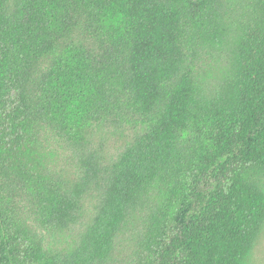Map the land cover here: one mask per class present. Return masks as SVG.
Instances as JSON below:
<instances>
[{"label":"trees","instance_id":"1","mask_svg":"<svg viewBox=\"0 0 264 264\" xmlns=\"http://www.w3.org/2000/svg\"><path fill=\"white\" fill-rule=\"evenodd\" d=\"M262 171L264 0H0V264H246Z\"/></svg>","mask_w":264,"mask_h":264},{"label":"rangeland","instance_id":"2","mask_svg":"<svg viewBox=\"0 0 264 264\" xmlns=\"http://www.w3.org/2000/svg\"><path fill=\"white\" fill-rule=\"evenodd\" d=\"M220 73H221V69H219L218 67H212V69L207 70L206 74L203 75H205L210 79H214V78H218L220 76ZM117 143H119V141L117 140L116 141L108 140V142L106 143V147L109 149V151H113ZM58 151H60V149H58ZM59 153L60 154H57V156L59 157L57 161L58 166L65 162L64 156H62L61 152ZM62 153L67 157L66 149H63ZM259 179H260V183L264 187V171L260 172ZM90 204H91L90 201L87 200L85 204V208L87 210L90 209ZM246 264H264V225L261 228L256 243L247 258Z\"/></svg>","mask_w":264,"mask_h":264}]
</instances>
